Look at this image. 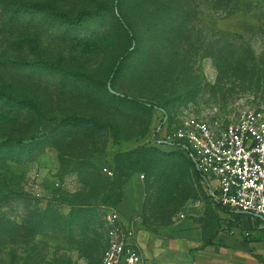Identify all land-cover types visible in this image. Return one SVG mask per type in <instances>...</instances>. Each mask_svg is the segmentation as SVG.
Returning a JSON list of instances; mask_svg holds the SVG:
<instances>
[{"label":"rangeland","instance_id":"374dc122","mask_svg":"<svg viewBox=\"0 0 264 264\" xmlns=\"http://www.w3.org/2000/svg\"><path fill=\"white\" fill-rule=\"evenodd\" d=\"M80 11L93 14L59 20ZM118 14L143 46L114 92L106 80L131 50ZM248 110L264 113V0H0V143L25 144L0 150V264H99L112 211L147 232L192 218L212 204L206 188L183 158L144 148L160 121ZM68 116L99 126L59 123ZM139 150L166 170L122 171ZM137 189L131 219L118 207ZM75 212L91 222L70 226Z\"/></svg>","mask_w":264,"mask_h":264},{"label":"built area","instance_id":"2783aa9c","mask_svg":"<svg viewBox=\"0 0 264 264\" xmlns=\"http://www.w3.org/2000/svg\"><path fill=\"white\" fill-rule=\"evenodd\" d=\"M155 133L152 143L189 162L213 204L258 219L264 227V113L248 110L226 124L196 117L177 126L160 121ZM104 230L99 264H143L133 231L117 211L105 216Z\"/></svg>","mask_w":264,"mask_h":264},{"label":"crops","instance_id":"0c3cea01","mask_svg":"<svg viewBox=\"0 0 264 264\" xmlns=\"http://www.w3.org/2000/svg\"><path fill=\"white\" fill-rule=\"evenodd\" d=\"M137 191L124 192L118 207L131 219L139 206ZM125 225L134 231L143 264H264L261 222L213 203L202 206L192 218L156 232L130 227L128 220Z\"/></svg>","mask_w":264,"mask_h":264},{"label":"trees","instance_id":"16d2710c","mask_svg":"<svg viewBox=\"0 0 264 264\" xmlns=\"http://www.w3.org/2000/svg\"><path fill=\"white\" fill-rule=\"evenodd\" d=\"M92 14L93 13L91 11H80L73 17H69L67 15L61 14L59 16V20L65 24L72 25V24L79 23L81 20L84 19V17L90 16ZM115 19H116V22H117V25L119 26V28L123 31V33H125V36H127V38H129L128 49L131 48V50L125 51L126 56L124 55V57L116 65L113 66L112 71H111L108 79L106 80V83L109 82L110 89L114 92H116L114 90V88H115L114 83L117 80L118 75L121 72H123L124 68H127L130 66L129 62H130L131 58L133 59L135 54H139V52L143 46V44L139 41V39L137 38V35L134 32L135 30H134L133 26H131L125 20V17L123 18V16H121V14H118L115 17ZM105 93L111 99H114L116 101H120L124 104H129L131 106L140 105L138 101L133 100V99H131L125 95H116L115 93H113V92L110 93L107 90H105ZM143 106H145V105L143 104ZM59 123L65 125V126H69V127L70 126L71 127H78V126L88 124V123H90L93 126H99L95 121H93L91 119H85V118L77 117V116L65 117V118L61 119ZM23 145H25V144L23 143V140H21V139H6L5 141L0 143V150H3V149L6 150L9 148L10 149H17V148L23 147ZM160 148L161 147L153 144L152 148H144V149H149V150L159 152ZM161 149H163V148H161ZM144 152L145 151H143V153H142V151L139 150V151L131 152L130 154H128L127 156H128V158H130V161L122 162V165H124L122 167V171L123 170L124 171H130L134 167H138L141 164L151 165V166H153L152 169L159 171V173H163L166 170L165 166L161 165V166L157 167V163L154 164V162H152L151 159L148 157V155L144 154ZM159 153L163 154L165 152H159ZM171 154H176L179 157L183 158L179 153H177L175 151H170V153H167V155H171ZM187 163L189 164V166L193 170L194 175L199 179V174L197 173V171L193 168V166L189 162H187ZM75 213H77V214L71 216L70 226L72 224L76 223L77 221H80V220H82L83 222H86V220L89 223L91 222L92 215L88 214L87 212H75Z\"/></svg>","mask_w":264,"mask_h":264}]
</instances>
